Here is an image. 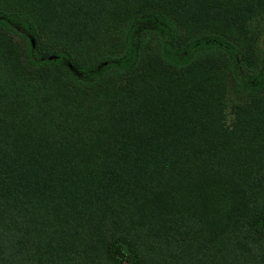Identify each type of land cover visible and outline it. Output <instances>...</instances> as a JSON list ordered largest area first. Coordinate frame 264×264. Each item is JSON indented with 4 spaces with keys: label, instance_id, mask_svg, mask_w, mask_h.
Segmentation results:
<instances>
[{
    "label": "trees",
    "instance_id": "1",
    "mask_svg": "<svg viewBox=\"0 0 264 264\" xmlns=\"http://www.w3.org/2000/svg\"><path fill=\"white\" fill-rule=\"evenodd\" d=\"M262 24L264 0H0V264H264Z\"/></svg>",
    "mask_w": 264,
    "mask_h": 264
},
{
    "label": "rangeland",
    "instance_id": "2",
    "mask_svg": "<svg viewBox=\"0 0 264 264\" xmlns=\"http://www.w3.org/2000/svg\"><path fill=\"white\" fill-rule=\"evenodd\" d=\"M263 27V28H262ZM264 29V24L261 25ZM147 50V49H145ZM155 49L149 50L150 53H154ZM147 54V52H145ZM256 53L258 55H264V34L261 39L258 40L256 45ZM246 73L244 69L236 66L234 69V74L229 77V82L227 84L226 98H227V108H226V118L230 119L233 115V110L237 106H246L251 100V95L246 87H249V82L247 80Z\"/></svg>",
    "mask_w": 264,
    "mask_h": 264
}]
</instances>
